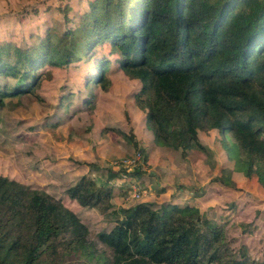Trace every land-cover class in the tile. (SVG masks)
I'll return each mask as SVG.
<instances>
[{
    "label": "trees",
    "instance_id": "1",
    "mask_svg": "<svg viewBox=\"0 0 264 264\" xmlns=\"http://www.w3.org/2000/svg\"><path fill=\"white\" fill-rule=\"evenodd\" d=\"M69 10H61L66 21ZM79 18L62 32L47 27L37 43H0V76L20 75L0 95L29 91L46 62L67 65L108 41L141 83L135 98L157 144L204 150L198 130L217 128L233 140L224 148L236 167L264 187V0H90ZM107 64L98 59L93 82L108 80ZM105 183L83 174L66 192L104 208L112 196ZM119 213L97 233L99 249L61 199L0 174V264H264L236 255L224 227L195 204L140 201Z\"/></svg>",
    "mask_w": 264,
    "mask_h": 264
},
{
    "label": "rangeland",
    "instance_id": "2",
    "mask_svg": "<svg viewBox=\"0 0 264 264\" xmlns=\"http://www.w3.org/2000/svg\"><path fill=\"white\" fill-rule=\"evenodd\" d=\"M89 2L0 0V43L24 47L37 43L47 27L57 32L75 27ZM66 4L71 6L68 21L61 11ZM80 55L63 66L43 64L31 90L0 95V174L61 199L88 226L99 249L105 246L97 233L115 225L122 206L195 204L224 227L236 255L264 261V187L226 152L224 144H232V138L217 128L199 129L205 149L190 148L185 154L157 144L146 109L135 98L141 83L119 67L118 52L111 53L104 41ZM103 57L109 81L102 85L90 77ZM18 76H0V92ZM131 135L140 139L138 146ZM111 172L115 175L109 178ZM83 174L111 188L106 207L82 206L67 194L66 188ZM221 175H229L228 180L218 179ZM67 261L90 263L85 258Z\"/></svg>",
    "mask_w": 264,
    "mask_h": 264
},
{
    "label": "crops",
    "instance_id": "3",
    "mask_svg": "<svg viewBox=\"0 0 264 264\" xmlns=\"http://www.w3.org/2000/svg\"><path fill=\"white\" fill-rule=\"evenodd\" d=\"M134 132L136 133V129L134 130ZM135 137H136V140L140 143V139L136 135H135Z\"/></svg>",
    "mask_w": 264,
    "mask_h": 264
}]
</instances>
